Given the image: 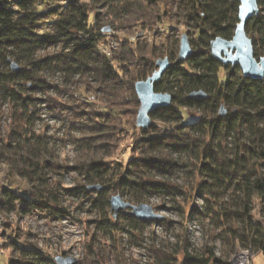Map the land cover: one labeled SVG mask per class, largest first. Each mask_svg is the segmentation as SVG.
Segmentation results:
<instances>
[{
	"label": "trees",
	"instance_id": "1",
	"mask_svg": "<svg viewBox=\"0 0 264 264\" xmlns=\"http://www.w3.org/2000/svg\"><path fill=\"white\" fill-rule=\"evenodd\" d=\"M258 6L245 30L260 63L264 0H258ZM242 14L243 0H0V98L13 104L17 117V126L0 139V166L6 164L11 177L29 184L28 197L2 189L0 214L40 213L61 220L71 213L66 200L83 198L99 210L97 228L115 238L118 232L143 233L154 221L139 220L126 211L114 217L112 190L138 201L159 195L177 202L186 223L198 219L209 227L205 230L210 245L193 253L184 237L180 264H232L231 256L240 247L264 254V76H248L225 52L212 50L216 38L234 39ZM177 23L185 27L194 48L184 61L178 59L180 39L173 33L160 46L113 34L134 27L167 29L166 24L172 31L178 29ZM109 35L117 42L111 55L106 51ZM52 46L60 47L39 56L40 50ZM163 54L171 65L155 82V90L171 93L172 104L152 112L148 128L137 126L140 137L132 143L136 156L126 164L107 160L118 146L120 129L130 131L129 117L138 112L135 83L156 70V60ZM13 62L20 69L13 68ZM57 72L64 79L61 85L44 76ZM51 89L59 97L50 95ZM39 90L47 93L44 100L52 115L69 132L82 133L73 136L80 149L75 165L60 162L50 136L32 128L38 116L34 94ZM195 90H204L208 97H190ZM92 94L96 100L89 99ZM65 96L67 100L61 98ZM193 109L198 116L189 119ZM65 171L78 175L76 186L63 184ZM179 174L183 182L172 181ZM91 184L102 189L90 190ZM188 195L202 204L193 203L187 216L178 198ZM156 222L174 224L165 219ZM24 234L31 236L30 231ZM216 241L223 245L220 255ZM3 248L18 251L9 264H56L40 248L19 246L17 240L0 243ZM180 253L153 246L151 255L154 264H178ZM86 259L82 264H104L92 252Z\"/></svg>",
	"mask_w": 264,
	"mask_h": 264
},
{
	"label": "rangeland",
	"instance_id": "2",
	"mask_svg": "<svg viewBox=\"0 0 264 264\" xmlns=\"http://www.w3.org/2000/svg\"><path fill=\"white\" fill-rule=\"evenodd\" d=\"M94 19L95 13H91L90 21L94 22ZM177 26L178 29L172 31L168 28V24H166L164 27L168 30L161 26H151L146 29L134 27L116 31L113 30V34L118 32L121 36H134L143 42L147 41L150 44L154 43L160 46L169 32L176 35V38H181V35L185 31V27L180 23H177ZM111 38L116 42L114 36H111ZM111 38L109 40H111ZM179 46L180 41L178 42V48ZM59 47L60 46H52L44 50L42 49L38 54L39 56H44L59 50ZM230 55L232 56L234 53L229 51L226 53V58L229 59ZM166 56V54H163L161 58ZM260 64L264 65V60L260 62ZM44 76L51 83L59 85H61L64 80L59 72L46 73ZM74 86L77 87L78 85L75 83ZM90 92L93 91H89L88 93ZM34 95L37 98L35 104L38 108V116L34 118L32 125L33 130L36 133H44L50 136L60 162L68 166L75 165L78 163L77 160H79L80 149H78L77 144L74 143L73 136H81L82 133L78 131L69 132L63 121L52 115L48 104L44 100L47 98V93L39 90ZM50 95L59 97L53 89L50 90ZM61 98L67 100V96ZM189 111V114L191 113L189 119H196L198 115L195 114H197L198 111L195 109ZM136 115L129 117L130 124L128 123L127 126L130 127V131L120 129V137L116 140L118 146L114 148V152L110 157H106L107 160H112L114 162L119 161V163L126 164L130 158L136 156V154L132 152L133 141L140 137V129L136 125ZM16 119L17 117L13 109V104L11 102H4L0 98V139L6 138L12 128L17 126L14 123ZM22 124L24 123L22 122ZM98 157H101V155L99 154ZM160 178L161 177H156L158 180H160ZM61 180L64 185L71 187L76 186L78 181H80L78 175L73 171H65ZM183 180L184 177H182L181 174L172 178V181L178 183H182ZM5 187L14 190L18 195L25 197L29 196V184L27 180L21 177H11L9 175L8 166L2 164L0 166V196L2 189ZM114 194H118V192L112 190L110 195L112 196ZM123 197L133 204L138 205L141 202H145L152 205L155 211L164 217L163 219L173 221L174 224L166 227L154 221L151 225L147 226L143 233L135 230L132 231L133 234L118 232L115 234L116 237L112 238L106 231L103 232L97 228L95 219L99 218V210H95L91 207L87 199L69 198L66 200L65 204L68 205L71 213L69 217L61 220L53 221L40 213L27 214L23 217L16 212L0 214V243H13V240H17L19 246H36L40 248L44 256L50 258L53 262H55L57 256H73L78 259L77 264H82L89 252H92L95 259L104 264H154V259L151 255L153 246L164 247L171 252L175 250L182 252L178 254L180 257L178 264H180L184 259V253L182 251L185 248L183 243L184 237L187 236V239H189L191 243L189 247L191 253L198 247H202L206 243H209L210 233L205 230L209 229L208 225L199 222L198 219H191L186 223L183 220L182 213L178 209L177 202L173 199L159 195L147 198L144 197L141 201L133 198L131 199L127 196ZM178 201L184 204L187 216L190 214L189 211L193 203L196 205L202 204V201L196 197L195 199L192 197H179ZM110 212L114 214L112 210H110ZM254 213L256 218L260 216L258 208ZM27 231L31 232L29 238L24 234ZM20 232L24 233L18 238L17 234ZM208 245H210V243ZM214 246L216 247V254L220 255L223 245L220 241H216ZM13 248L0 249L3 251L2 255H0V264H9L8 260L10 257L19 255L17 250H15V253H12ZM242 252L248 257L247 261L249 264H264L263 253L254 252L250 248L244 247H240V249L231 256L230 262L236 255ZM236 264H238V262Z\"/></svg>",
	"mask_w": 264,
	"mask_h": 264
},
{
	"label": "water",
	"instance_id": "3",
	"mask_svg": "<svg viewBox=\"0 0 264 264\" xmlns=\"http://www.w3.org/2000/svg\"><path fill=\"white\" fill-rule=\"evenodd\" d=\"M258 0H243V14L241 15V23L236 31L233 40L218 37L212 41V50L214 53L225 52L234 53L229 56V60L239 63L244 74L251 77H263L264 65H261L253 54V42L245 30L247 19L258 10ZM109 28H107L108 30ZM194 53L193 45L186 32L181 35L180 46L178 51V59L184 61L189 59ZM171 65L169 57H162L156 60V70L146 79L138 80L135 83L136 93L138 95L140 105L136 116V125L140 128H148L152 123L151 113L158 107L171 105L173 97L169 92H157L155 90V82L160 80L166 70ZM13 68L20 69V66L13 62ZM192 98H207L208 93L204 90H195L189 94ZM222 112L225 113L222 107ZM89 189L101 190L99 184L89 185ZM111 210L114 217L120 211H126L128 214L143 221H158L164 217L155 211L152 205L141 202L138 205L126 200L121 194H114L110 197ZM57 264H77L78 259L73 256H57L55 258Z\"/></svg>",
	"mask_w": 264,
	"mask_h": 264
},
{
	"label": "built area",
	"instance_id": "4",
	"mask_svg": "<svg viewBox=\"0 0 264 264\" xmlns=\"http://www.w3.org/2000/svg\"><path fill=\"white\" fill-rule=\"evenodd\" d=\"M141 33V32H140ZM110 37H109V39L111 38V35H109ZM108 48L106 49V51H107V53H108V55H111V53H112V51L114 50V49H116V47H117V44H116V42L115 41H113V39L111 38V40H109L108 41ZM89 99L90 100H96L97 98H96V96L94 95V94H92V95H90L89 96ZM244 253L242 252V253H239L238 255H236L232 260H231V263L232 264H236L237 262H238V264H249L248 263V257H246V260H242V257H241V255H243ZM246 255V254H245Z\"/></svg>",
	"mask_w": 264,
	"mask_h": 264
},
{
	"label": "bare ground",
	"instance_id": "5",
	"mask_svg": "<svg viewBox=\"0 0 264 264\" xmlns=\"http://www.w3.org/2000/svg\"><path fill=\"white\" fill-rule=\"evenodd\" d=\"M241 257H242V260L244 261V260H246V255L245 254H243V255H241Z\"/></svg>",
	"mask_w": 264,
	"mask_h": 264
}]
</instances>
